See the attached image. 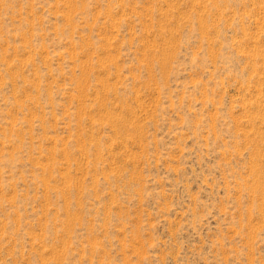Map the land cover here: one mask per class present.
I'll list each match as a JSON object with an SVG mask.
<instances>
[{"label": "rangeland", "instance_id": "rangeland-1", "mask_svg": "<svg viewBox=\"0 0 264 264\" xmlns=\"http://www.w3.org/2000/svg\"><path fill=\"white\" fill-rule=\"evenodd\" d=\"M0 264H264V0H0Z\"/></svg>", "mask_w": 264, "mask_h": 264}]
</instances>
